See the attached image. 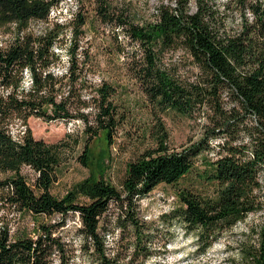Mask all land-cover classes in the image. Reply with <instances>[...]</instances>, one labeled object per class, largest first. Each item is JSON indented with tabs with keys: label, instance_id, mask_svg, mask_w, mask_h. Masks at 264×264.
<instances>
[{
	"label": "trees",
	"instance_id": "1",
	"mask_svg": "<svg viewBox=\"0 0 264 264\" xmlns=\"http://www.w3.org/2000/svg\"><path fill=\"white\" fill-rule=\"evenodd\" d=\"M61 1L0 0V24L16 25L12 41L0 46V174H8L0 180V264H54L55 254L66 264L64 254L72 249L56 232L69 213L78 214L82 250L98 264H122L107 251L106 234L115 229L121 231V240L130 229L132 255L146 251L149 257L143 243L152 234L140 216V200L157 185L186 177L214 141L218 157L206 159L199 174L203 183L214 186L213 194L180 189L173 217L197 232L199 248L206 251L221 230L233 228L252 212L264 213V0H229L225 9L240 12L237 24L217 0L162 4L155 18L144 23L135 22L128 10L116 16L118 8L99 0L101 21L122 28L142 50L132 71L149 102L182 115L203 111L208 122L203 135L180 150H171L167 134L160 133L155 147L127 164L120 185L87 177L57 197L51 187L65 155L80 140L38 139L28 119L82 121L85 141L79 159L84 165L90 163L92 142L103 133L112 145L126 119L116 100L118 87L106 79L97 83L91 54L80 51L78 37L87 23L83 14L75 16L68 58L60 66L63 49L56 44L63 25L56 23L41 33L28 30L32 19L48 21ZM180 49L198 68L194 80L164 64L165 53ZM15 119L25 125L20 134L11 130ZM24 167L36 172L34 183L28 182ZM26 215L62 218L56 224L36 221L35 235L13 234L12 220ZM253 231L257 240L241 247L242 259L244 264H264V220Z\"/></svg>",
	"mask_w": 264,
	"mask_h": 264
},
{
	"label": "rangeland",
	"instance_id": "2",
	"mask_svg": "<svg viewBox=\"0 0 264 264\" xmlns=\"http://www.w3.org/2000/svg\"><path fill=\"white\" fill-rule=\"evenodd\" d=\"M117 14L128 10L135 22L144 23L153 20L157 9L162 4L175 5L176 0H109ZM229 0H217L221 10ZM99 0H62L53 6L48 21L32 19L28 30L41 33L56 23L63 25L60 40L56 45L62 46L63 61L68 58L66 49L73 39L75 16L80 13L86 17L87 23L82 27L78 37L80 51L86 50L91 54V63L97 66L94 79L100 83L102 79L113 82L117 87L116 100L119 108L125 111V122L117 133L114 142L108 144L105 135L100 134L90 145L89 164L84 165L79 155L83 151L85 136L84 124L80 120L45 121L41 118L30 117L28 125L34 136L49 143L59 142L69 136L79 138L75 148L65 155L60 167L57 180L51 187L52 193L63 197L68 190L82 182L87 177L104 178L120 185L125 178L127 164L135 160L144 150L155 147L161 133L167 134V144L171 150H180L198 140L204 133L208 118L205 113L195 112L193 115H182L174 110L163 111L154 107L140 88V83L133 77V69L140 64L142 50L137 43L116 28L115 24L101 21ZM194 10V2L190 3ZM227 11V10H226ZM235 24L239 21L238 10H228ZM16 35V25L13 23L0 24V46H7ZM167 67L178 68L183 78L194 80L198 68L190 61L183 50H170L163 59ZM58 66V67H59ZM58 69V68H56ZM28 82V81H27ZM14 134L25 130L22 121L15 119L11 124ZM218 142V141H217ZM219 147L205 151L198 157L193 170L175 184H159L148 195L140 200V216L151 232L152 239L145 241L151 255L147 252L133 254L132 231L126 230L121 240V231H108L107 251L109 256L117 255L122 264H244L241 247L255 243L257 235L253 230L259 228L264 220L262 211L250 213L244 220L239 221L233 228L223 229L218 238L206 251L199 248L197 232L186 229L172 212L179 207L178 192L189 187L202 194H213L214 186L200 178V173L206 169V159H216ZM23 174L29 183H34L37 176L29 167L23 168ZM8 174H0V180ZM264 187V171L260 174ZM61 215L52 217H33L26 215L11 222L13 234L29 232L35 235V222L57 223ZM65 225L57 227V234L63 237L72 249V254H64L66 264H98L95 256L82 250V237L78 233L80 219L78 214L69 213ZM54 264H60L59 254L54 255Z\"/></svg>",
	"mask_w": 264,
	"mask_h": 264
}]
</instances>
